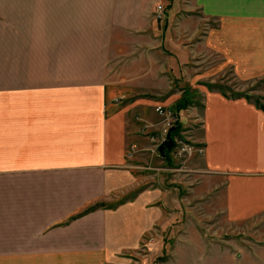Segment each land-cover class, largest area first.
Returning <instances> with one entry per match:
<instances>
[{
  "label": "crops",
  "instance_id": "1",
  "mask_svg": "<svg viewBox=\"0 0 264 264\" xmlns=\"http://www.w3.org/2000/svg\"><path fill=\"white\" fill-rule=\"evenodd\" d=\"M159 1L0 0V264H148L139 250H151L146 237L157 233V223L174 236L161 263L264 264V244L253 247L254 256L244 248L236 263L233 247L194 227L175 233L182 213L200 205L212 229L221 214L243 232L264 234V0L186 4L209 23L205 48L242 80L262 83L259 99L228 94L201 72L164 102L153 95L168 89L170 77L153 73L154 60L164 55L168 63L175 55L167 48L156 55V35L138 31L136 20V12L153 14ZM182 1L163 3L174 2V9ZM71 12L134 14L118 29L145 35L149 46L123 63L120 31L107 39L104 32L92 49L84 28H70ZM168 14L157 41L186 61L168 34ZM157 103L204 148L190 157L201 180L189 195L163 185L179 186L167 172L180 158L171 150L156 155L140 132L142 121L159 122ZM132 144L139 149L128 158ZM159 175L163 183L156 185ZM97 202L104 206L67 221Z\"/></svg>",
  "mask_w": 264,
  "mask_h": 264
},
{
  "label": "rangeland",
  "instance_id": "2",
  "mask_svg": "<svg viewBox=\"0 0 264 264\" xmlns=\"http://www.w3.org/2000/svg\"><path fill=\"white\" fill-rule=\"evenodd\" d=\"M163 1L164 0H160L157 3L156 10L151 15L145 12H136V20H140L138 31L150 30L153 32V34L156 35V43L153 44V48L156 49V55H159L157 54L158 51H163L165 53L164 48H167L168 52H173V54L175 55V58L170 59L168 63L167 60L163 59L164 55H160L158 61L154 60L155 65L153 68V73L162 75L165 71H167L170 77V84L168 89L166 88V91L162 92L161 90H158L156 91L157 93L153 95V97L158 100L160 99V101L162 99L164 100V98H167L168 95L172 94L173 92L179 91L180 87H182L184 83L188 81L191 83H195L194 80L196 78L194 76L202 72L206 75L204 78H206L207 80H211L212 83L221 85V89L223 91L225 90V92H227L228 94L244 92L248 95L256 94L259 99V95L261 94L258 93V90L259 87L262 89V83H259L258 81H251V83H249L246 82V80H242V78L234 73L232 65L230 66L224 64V62H222V57L219 54L213 51H209L205 48L203 41L205 31L209 26V23L205 22V20L201 23L198 18L200 16V13L198 11L193 9L188 10L189 8L186 4H189V0H183L182 2L184 3V5L177 6L178 8L176 7L174 9H171V5H173L174 2L171 5L166 4L167 8H165V4L163 3ZM158 6H161V9H158ZM166 10H168V12H166ZM166 14L171 15L172 20V28H170V33L168 32V34L169 36H172L171 38L179 40L178 44L181 45V49L183 51L185 50L188 54L187 58L185 59L186 61L177 58L178 54L174 52L175 49L170 44L167 43L166 45H161V43L157 41L158 37H160L162 34L161 26ZM68 15L70 16V28L76 30V27L81 26L82 28H84V34L86 35L88 33L91 36V48L93 49L98 38H101L102 40L104 32L106 34V39L110 36L112 37L113 33L115 35H118V32L120 31L118 28L120 27V25L130 23V18L134 14H128L126 12H71L68 13ZM183 21L187 22L186 26H184V29H179V25ZM121 32L122 31L119 32L120 35H122ZM125 33L126 34L122 35L121 37L122 41L123 39L125 40L124 45H121V60H123V63L126 62L125 59L129 60L128 58L132 56V53H141L144 51L147 45L149 46V44L146 43L149 39L148 37H144L145 35H142L141 33L139 34L136 31H132L131 34L127 32ZM136 42L137 44H135ZM130 43H133V45H138V51L135 48L131 47ZM157 104L165 105L164 103ZM159 120H161L160 116ZM156 129L157 128H155L154 130ZM174 129L175 128H171L170 130L173 131ZM186 137L189 140L194 141L190 136ZM149 142L153 149V143L150 140ZM164 142L160 143L154 151L156 152V155H159L160 157L162 156L160 155L159 151H161L162 149L159 150V148ZM173 150L174 148H171V151ZM192 155L194 154L192 153ZM191 156L186 158L178 157L180 159H176L177 165H175L176 167L178 166V168L176 170H172L171 172H167L170 174L171 178L175 180H171V183L179 185L177 187L172 186L170 188L168 185L163 184L165 188L167 187L168 192H174L172 193V195L185 196L191 194V192L193 191L192 187L195 184L199 183L201 180L200 176L197 175V171L194 170L196 166L193 165V162L190 159ZM168 157L169 156H166V158ZM163 178L164 175H159L157 179H155V184L161 185L163 183ZM178 187L180 188L178 189ZM194 208H196L197 213L191 211L182 213L183 220L177 222L178 230L175 231V233L181 231V233H185L186 235L187 231L192 233L194 227L201 233V235L219 244L228 245L231 249L233 247L234 249H232V251L236 252V263L242 262L238 259L240 258L242 254L241 252L244 250V248L251 249L252 256H254V248L256 247V245L264 244L263 232H260L261 234H255L252 232H250V234L243 232L242 228H239L240 225L236 226L226 223V220L222 218L221 214H219L215 218L212 226L214 228L212 229L210 225H208L209 220L202 218L204 214L202 213V207L200 205H193V209ZM172 211L176 212L173 209ZM160 227L161 225L157 223L156 228H158V231L154 235V241L149 246L151 247V250L148 248H143L145 250H139V254L141 253L140 257L146 258L147 262H149L148 264H171L161 262H163L164 259L168 257V255H171L170 251L174 241V236H172L168 231L164 232L162 228L160 229ZM179 237L181 236H178V238ZM169 240L172 241L169 242Z\"/></svg>",
  "mask_w": 264,
  "mask_h": 264
},
{
  "label": "built area",
  "instance_id": "3",
  "mask_svg": "<svg viewBox=\"0 0 264 264\" xmlns=\"http://www.w3.org/2000/svg\"><path fill=\"white\" fill-rule=\"evenodd\" d=\"M158 9H161V6H158ZM155 112L161 117L158 123L152 125L147 122L141 123L140 132L144 134L152 143L153 150L159 146L160 143L166 140H172L174 150L172 153L177 157H189L196 153H203V146L199 143L189 140L183 135L181 129L176 132H172L170 129L175 128V125L179 123V116L172 111L169 107L161 104H156L154 106ZM152 126L157 128L155 131L151 130ZM174 131V130H173ZM138 150L136 144H132L129 147L127 157L132 158L134 153ZM154 241L153 235H148L146 237L147 243H152Z\"/></svg>",
  "mask_w": 264,
  "mask_h": 264
},
{
  "label": "trees",
  "instance_id": "4",
  "mask_svg": "<svg viewBox=\"0 0 264 264\" xmlns=\"http://www.w3.org/2000/svg\"><path fill=\"white\" fill-rule=\"evenodd\" d=\"M238 94V93H237ZM237 94H235V96H237ZM239 95V94H238ZM233 96V95H232ZM180 129V126H179V123H177V125H175V129H174V131H172V132H176V131H178ZM162 151H161V153H163V154H167V152H169L170 150H171V148L173 147V143H172V140H166L163 144H162ZM102 206H104V204L103 203H100V202H97V203H93V204H90V205H88L84 210H82V211H80V212H78V213H76V214H73V215H71L68 219H67V221H69L70 219H73V218H76V217H78V216H81V215H83V214H85V213H87V212H89V211H92V210H94V209H96V208H99V207H102Z\"/></svg>",
  "mask_w": 264,
  "mask_h": 264
},
{
  "label": "water",
  "instance_id": "5",
  "mask_svg": "<svg viewBox=\"0 0 264 264\" xmlns=\"http://www.w3.org/2000/svg\"><path fill=\"white\" fill-rule=\"evenodd\" d=\"M160 150L162 149V147L159 148Z\"/></svg>",
  "mask_w": 264,
  "mask_h": 264
}]
</instances>
